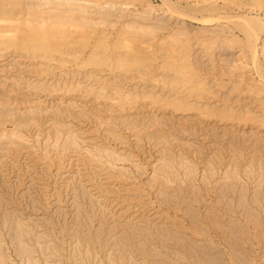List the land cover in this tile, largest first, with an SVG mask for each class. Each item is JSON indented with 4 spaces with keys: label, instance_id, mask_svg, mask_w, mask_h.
Masks as SVG:
<instances>
[{
    "label": "rangeland",
    "instance_id": "1",
    "mask_svg": "<svg viewBox=\"0 0 264 264\" xmlns=\"http://www.w3.org/2000/svg\"><path fill=\"white\" fill-rule=\"evenodd\" d=\"M0 249L264 264V0H0Z\"/></svg>",
    "mask_w": 264,
    "mask_h": 264
},
{
    "label": "bare ground",
    "instance_id": "2",
    "mask_svg": "<svg viewBox=\"0 0 264 264\" xmlns=\"http://www.w3.org/2000/svg\"><path fill=\"white\" fill-rule=\"evenodd\" d=\"M238 19V18H237ZM245 19V18H244ZM238 20H240V19H238ZM249 20V19H248ZM241 21V20H240ZM245 21V22H244ZM244 21H241V22H243V23H246V22H248V21H246V19L244 20ZM242 23V25H247V23L246 24H243ZM39 50H41V51H44V52H48V51H50L51 50V48L50 49H45V48H41V49H39ZM19 231V230H18ZM18 231L16 230V233L17 234H15V237L19 234L18 233ZM27 249V248H26ZM18 250H19V248H18ZM3 249L1 250L0 249V264H7V262H5V256H4V254H3ZM20 251V250H19ZM21 251L22 252H25L26 250H25V248L22 246V248H21ZM28 252V251H27ZM9 264V263H8Z\"/></svg>",
    "mask_w": 264,
    "mask_h": 264
}]
</instances>
